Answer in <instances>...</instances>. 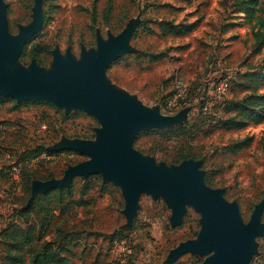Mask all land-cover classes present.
<instances>
[{
    "label": "rangeland",
    "instance_id": "obj_1",
    "mask_svg": "<svg viewBox=\"0 0 264 264\" xmlns=\"http://www.w3.org/2000/svg\"><path fill=\"white\" fill-rule=\"evenodd\" d=\"M4 1L8 27L15 34L18 25L31 21L36 0ZM39 1L46 22L35 42L48 44L50 55L43 56L42 64L34 59L44 68L51 65L55 47L62 55L70 50L79 57L82 46L96 48L97 31L106 37L108 33L117 34L128 21H138L131 36L135 51L110 63L106 69L107 81L163 116L178 112L164 105L166 94L175 87V77L186 81L190 93L185 104L187 113L181 122H190L198 128L190 143L197 156L192 158L201 160L204 176L206 172L211 175L212 184L207 185L224 188L223 196L236 201L242 219L248 221L254 205L264 198V120L232 130L215 127V122L234 114L223 112L226 100L239 101L250 92L243 84L264 58V47L259 52L254 49V31L258 24L252 28V24L231 23L241 21L231 11L232 0ZM161 20L194 23L195 27L184 35L165 34L159 27ZM160 52H164L165 57L154 62L149 60V54ZM30 62L31 59L18 60L23 66ZM223 79L227 80L228 89L218 94L215 85ZM63 111L55 105L27 104L14 108L12 101L0 103V232L11 223V227L24 228L28 223L36 229L39 226L42 211H31L27 217L19 213L31 202L32 179L27 190L22 178L24 169L36 165L42 174L52 171L56 175L54 178H59L69 165L88 159L74 151L58 150L46 154L51 156L49 159L40 155L30 162L16 161L17 154L23 149L37 143H44L48 148L61 137L89 134V126L93 128V137L81 139H94V128L99 123L93 116L82 111L64 119ZM154 139L153 135L142 136L133 142V147L143 155L152 156L156 163L175 164L169 163L164 153L172 154L177 143L164 142L162 149L152 155L145 149L153 146ZM242 139L247 140L246 146L235 152L229 149L230 144ZM14 166L19 170L18 179L12 175ZM90 182H93L92 188L81 195L80 188L85 181L75 177L71 182L73 194L70 200L44 203L54 209L42 240L63 246L61 254L66 257V264H122L112 247L115 239L125 241L132 248V264H159L171 248L196 238L201 216L192 207H187L179 225L171 227L170 209L162 199L141 194L136 216L131 225L126 226L120 188L110 182L103 183L100 175L91 178ZM72 199L79 200L80 204L72 203ZM261 221L264 222V209ZM256 242L252 264H264V232L256 237ZM3 249L5 246L0 243V264L3 263ZM206 256L187 253L173 264H200Z\"/></svg>",
    "mask_w": 264,
    "mask_h": 264
},
{
    "label": "water",
    "instance_id": "obj_2",
    "mask_svg": "<svg viewBox=\"0 0 264 264\" xmlns=\"http://www.w3.org/2000/svg\"><path fill=\"white\" fill-rule=\"evenodd\" d=\"M137 22L130 20L117 34L106 37L97 31L96 48L82 46L79 57L70 50L62 55L55 47L49 68L38 66L34 58L23 66L18 63L22 48L43 24L41 2L35 1L31 21L18 25L13 34L8 27L7 4L0 0V95L16 102H50L65 114L84 111L99 123L94 139L61 137L47 148L74 151L88 159L69 165L59 178L32 179L29 201L50 189L69 186L77 176L98 174L103 183L120 188L126 226L136 216L141 194L162 199L170 209L171 227L182 222L188 206L200 214L196 238L171 248L159 264H173L187 253L207 255L200 264H249L257 251L256 237L264 232V198L254 205L245 222L237 202L223 196L224 188L205 183L201 160L187 158L167 166L133 147L140 131L182 124L187 113L183 106L175 115H160L107 81L110 63L135 51L131 36Z\"/></svg>",
    "mask_w": 264,
    "mask_h": 264
},
{
    "label": "trees",
    "instance_id": "obj_3",
    "mask_svg": "<svg viewBox=\"0 0 264 264\" xmlns=\"http://www.w3.org/2000/svg\"><path fill=\"white\" fill-rule=\"evenodd\" d=\"M232 2L231 11L236 17L241 19L240 23H247L250 25L252 24V28L254 27L255 23L258 24V29L254 31V49L255 51L259 52L264 47V0H232ZM45 22L46 16L44 15L42 27L44 26ZM42 27L23 46L19 56V59L23 62L35 58L39 63L42 64L44 62L43 56L50 55V46L48 44L35 42L36 39H38L41 35ZM159 27H161L163 33L165 34L179 36L193 30L195 24L186 22L174 23L171 21L161 20L159 21ZM148 57L150 61L154 62L165 57V53L160 52L158 54H149ZM116 61L117 60L113 61V63ZM258 68L257 70H253L250 74H248V79H246V82L243 84L244 87L249 88L250 92L239 101L226 100L223 103V112L234 114L227 118L217 120L215 122V127L232 130L242 128L249 122L260 123L264 120V58L259 64ZM172 93L173 90H170L166 94L165 98ZM188 93H190V89ZM185 99V102H187L188 95ZM4 101H12L14 108L25 106L27 104H47L54 107V104L50 102L32 100L16 102V100L11 97L0 95V103ZM78 112L82 111L70 112L69 114L63 115V118H71L73 114ZM88 131L89 134L79 135V133H75L70 137H93L92 126H89ZM197 131L198 128H196L195 124L190 122H185L173 127L162 129L150 128L145 131H140L135 137L134 143L142 136L153 135L156 138L153 140V146H147L145 151L155 155L162 149L164 142L175 141L177 143V149H175L172 154L164 153V158L169 159V163H178L181 160L190 157L197 158L190 147V143ZM55 134L56 132L54 135ZM83 135H90V137ZM247 143L248 142L246 139H242L230 144L229 149L235 152L246 146ZM43 153L50 154L51 151L47 149L44 143H37L31 148H26L19 152L16 156V161L21 163L30 162L34 159H38ZM97 176L98 175L96 174H92L87 177L77 176L83 178L85 181L83 186L80 188L81 195H84L92 188L93 182H90V179ZM53 177H56V175H54L52 171H46L44 174H42V171L36 167V165L24 169L22 175L26 186L29 185L30 180L33 178L45 180ZM204 181L208 185L212 184V177L208 172L205 173ZM104 185L105 184H102V186ZM27 190H29L28 186ZM72 194V184L67 187L53 188L48 190L46 193L40 194L28 205L21 208L19 211L20 215L26 217L31 211H35V213L42 211V216L39 218V226L36 229L35 226H31V224L28 223L24 228L18 225L11 227L10 225H13L11 223L9 226L1 230L0 243L5 246V249L2 250V264H66V257L61 254L63 246L42 239L47 232V228L54 209L47 204L52 201H55L57 204L64 203L66 198L69 200L71 199ZM69 200L67 201V204L70 203ZM71 201L72 203L80 204L79 200L72 199ZM113 238H111V240ZM119 239L122 238L119 237ZM249 264H252V260Z\"/></svg>",
    "mask_w": 264,
    "mask_h": 264
},
{
    "label": "built area",
    "instance_id": "obj_4",
    "mask_svg": "<svg viewBox=\"0 0 264 264\" xmlns=\"http://www.w3.org/2000/svg\"><path fill=\"white\" fill-rule=\"evenodd\" d=\"M174 88L173 93L167 96L164 100V105L169 110H178L179 108L185 106L186 104V96L189 92V84L184 81L182 78L175 77L174 79ZM228 89V82L227 80H220L215 85V91L218 94H223ZM185 102V103H184ZM204 109H207L204 106ZM41 157L44 158H51L50 155H46V153L41 154ZM12 175L14 178L18 179L19 177V170L17 167L12 168ZM113 250L117 253L118 259L122 264H132L131 256L133 254L132 248L127 244L125 241H118L117 239L113 240L112 242Z\"/></svg>",
    "mask_w": 264,
    "mask_h": 264
},
{
    "label": "crops",
    "instance_id": "obj_5",
    "mask_svg": "<svg viewBox=\"0 0 264 264\" xmlns=\"http://www.w3.org/2000/svg\"><path fill=\"white\" fill-rule=\"evenodd\" d=\"M241 21L240 20H234V22H231V23H234L235 25H237L238 23H240ZM242 24V23H240ZM252 259V258H251ZM251 261V260H250ZM250 263V262H249Z\"/></svg>",
    "mask_w": 264,
    "mask_h": 264
}]
</instances>
